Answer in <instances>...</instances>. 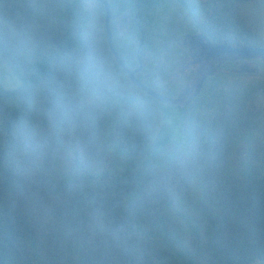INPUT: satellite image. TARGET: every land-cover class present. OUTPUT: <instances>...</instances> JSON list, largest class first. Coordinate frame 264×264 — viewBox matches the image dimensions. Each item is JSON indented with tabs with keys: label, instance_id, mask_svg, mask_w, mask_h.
I'll return each instance as SVG.
<instances>
[{
	"label": "trees",
	"instance_id": "trees-1",
	"mask_svg": "<svg viewBox=\"0 0 264 264\" xmlns=\"http://www.w3.org/2000/svg\"><path fill=\"white\" fill-rule=\"evenodd\" d=\"M107 1L115 50L131 69L140 68V80L168 96L181 97L192 77L181 85L171 78L187 59L186 39L264 45L230 20L233 8L248 0H185L176 21L153 28L152 15H143L145 0ZM106 12L101 0H0V264L22 258L60 194L62 155L107 135L121 101L143 97L131 94L135 84L116 55L110 61L101 54L112 51ZM246 61L257 62L260 71H242V60L224 61L223 70L207 78L189 104L212 82L213 92L176 171L147 191L146 201L127 208L121 198L106 207L78 246L79 264H114L129 239L135 241L130 264H173L172 247L161 242L167 214H184L195 198L198 211L177 235L191 264H240L250 249L264 251V61ZM16 69L24 77L14 76ZM147 96L162 107L141 116L145 144L157 138L167 105ZM118 137L123 144L125 135ZM139 144L122 154L120 165L127 157L146 165L139 162ZM242 152L245 170L233 177L234 157ZM120 169L98 184L97 207L128 191L129 176Z\"/></svg>",
	"mask_w": 264,
	"mask_h": 264
},
{
	"label": "rangeland",
	"instance_id": "rangeland-1",
	"mask_svg": "<svg viewBox=\"0 0 264 264\" xmlns=\"http://www.w3.org/2000/svg\"><path fill=\"white\" fill-rule=\"evenodd\" d=\"M145 3L147 12L143 15L150 17L151 14L154 19L150 28L161 23L176 21L187 8L185 0H145ZM230 20L248 37L259 44H264V0H248L245 4L236 6L232 10ZM120 32H126L124 24L120 26ZM203 43L208 44L209 41L203 37L186 39L187 59L171 76L181 85L188 74L192 75L185 85V92L182 96L194 87V84H191L192 78L195 77L206 55V51L202 49ZM142 44L139 45L140 48ZM101 54L110 61L115 55L112 51H103ZM222 62L224 61H219L214 65L209 76L223 70ZM3 63L0 53V70ZM238 67L242 71L257 73L260 71L255 61H244L239 63ZM13 75L18 78L24 77L18 69L13 71ZM27 77L29 76L25 79H28ZM206 83L207 78L204 84ZM210 85L197 103L163 107V119L158 136L147 144L142 142L141 138L146 132V124L141 116L144 113L153 115L156 113V108L161 109L162 106L156 101L151 102L146 92L140 93L142 89L134 85L131 94L135 97H143L135 99L132 103L128 100L121 101L107 135L86 140L80 143L75 150L62 155L58 167L63 180L62 190L58 197L48 205L35 229L30 245L15 264H39L46 260H55L53 264H79L81 260L78 246L93 221L104 212L106 207L117 203L121 198L127 208L146 201L145 193L160 186L173 171H176L186 153L189 140L196 132L201 109L213 92V82ZM261 106V115L264 120V93L261 95ZM119 134L125 135L123 144H118ZM136 141L140 143L137 152L141 148L144 149L139 162L144 160L146 165L139 167V165L132 164L128 157L126 160L121 159L122 165H120V157L128 148L133 147ZM245 157L243 152L234 157L231 173L233 177H239L244 172ZM117 166H121L120 170L129 176L128 191L106 200L100 207H97V200H99L97 186ZM200 203V198H195L184 214L174 210L168 211L166 218L168 230L162 233L161 242L172 247L173 264H191L187 253L177 240V235L184 231L188 220L197 213ZM62 245L65 246L64 252L60 251ZM134 247L133 239L125 241L114 264H130ZM240 264H264V251L260 248L250 249L243 255Z\"/></svg>",
	"mask_w": 264,
	"mask_h": 264
},
{
	"label": "water",
	"instance_id": "water-1",
	"mask_svg": "<svg viewBox=\"0 0 264 264\" xmlns=\"http://www.w3.org/2000/svg\"><path fill=\"white\" fill-rule=\"evenodd\" d=\"M105 4L106 12V30L109 35V46L111 47L113 53L118 58L119 63L126 69L129 73V77L133 84L138 86L140 89L144 90L147 95L153 97L156 100L161 101L167 105H188L190 102L194 101L199 93H201L206 78L211 74L214 65L219 61H246V60H261L264 61V45L251 44V45H234L226 43H211L204 44L202 46L203 51H206V55L201 62L195 77L192 78L191 84H194L193 89L187 93L185 96H168L162 94V92L155 90L154 88L148 86L145 82L140 80L137 75L140 68L131 69L122 60L121 54H119L113 46V36L111 32V7L107 0H101ZM204 39V38H203Z\"/></svg>",
	"mask_w": 264,
	"mask_h": 264
}]
</instances>
